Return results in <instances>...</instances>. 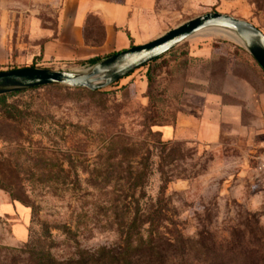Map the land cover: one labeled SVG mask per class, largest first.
<instances>
[{"label":"rangeland","instance_id":"obj_1","mask_svg":"<svg viewBox=\"0 0 264 264\" xmlns=\"http://www.w3.org/2000/svg\"><path fill=\"white\" fill-rule=\"evenodd\" d=\"M80 1L92 44L106 25L135 46L208 12L264 34V0ZM65 2L0 0V71L90 66L41 61ZM99 89L45 85L0 104V264L66 262L138 236L164 264H264V72L245 47L199 33ZM182 109H207L217 135L164 139Z\"/></svg>","mask_w":264,"mask_h":264},{"label":"water","instance_id":"obj_2","mask_svg":"<svg viewBox=\"0 0 264 264\" xmlns=\"http://www.w3.org/2000/svg\"><path fill=\"white\" fill-rule=\"evenodd\" d=\"M204 30L236 35L264 72V34L246 20L219 12H208L187 20L148 42L100 59L83 71L49 67H22L0 71V95L53 84L97 90L117 82Z\"/></svg>","mask_w":264,"mask_h":264},{"label":"crops","instance_id":"obj_3","mask_svg":"<svg viewBox=\"0 0 264 264\" xmlns=\"http://www.w3.org/2000/svg\"><path fill=\"white\" fill-rule=\"evenodd\" d=\"M70 1H73L72 5L65 2L60 9L54 36L44 39L39 46L43 64L81 62L90 65L95 58L103 59L132 45L129 31L127 29L116 31L112 25H106L104 39L100 44L90 43L85 37L82 25L83 3L80 0ZM207 112V109L197 112L179 110L172 124L159 127V131L164 139L170 135L171 139L179 141H199L206 132L210 137L213 132L216 136L218 124L207 118Z\"/></svg>","mask_w":264,"mask_h":264},{"label":"trees","instance_id":"obj_4","mask_svg":"<svg viewBox=\"0 0 264 264\" xmlns=\"http://www.w3.org/2000/svg\"><path fill=\"white\" fill-rule=\"evenodd\" d=\"M159 58L161 57H158L151 62H155ZM99 60L100 58H95L94 60L90 62V65L94 64L95 62ZM29 67H36V66L30 65ZM12 69H15V68H12ZM130 74L131 73H129L128 75ZM147 79L148 81L150 80L149 76ZM120 80H118L117 82L113 84L108 85L104 89H99V90L106 91L108 89H111L112 87H115ZM17 91L7 93V94H1L0 104L4 105L6 103L7 97L9 95L16 93ZM164 190H165V185H162L160 188V193H163ZM10 196H12L14 200L20 201L22 204H25L24 201H22L21 199H18L12 193H10ZM146 218L148 220V223L152 225L153 222H155L156 220L160 218H164V215L160 213V210L156 209V210L148 212L146 215ZM143 243L144 242L142 238L138 236V238L136 239L135 245L134 243H131L129 239L128 240L126 239L124 245L120 246L117 249L101 247L94 251L85 250L82 252V254L78 256L77 259H70L66 262H56V264H164L165 256H161L160 251H157L154 245L150 243L149 245H146V244L143 245ZM167 246L170 247L171 244L168 243ZM158 247H160L161 251L163 250L165 252H168L169 250L168 248L165 249L164 247H162L161 244ZM171 251H173L172 248H171ZM37 264H42L39 259H38Z\"/></svg>","mask_w":264,"mask_h":264},{"label":"bare ground","instance_id":"obj_5","mask_svg":"<svg viewBox=\"0 0 264 264\" xmlns=\"http://www.w3.org/2000/svg\"><path fill=\"white\" fill-rule=\"evenodd\" d=\"M200 33H204V34H209V35H218L221 37H225L231 41H234L240 45H243V42L234 34H230V33H223L221 31H217V30H204Z\"/></svg>","mask_w":264,"mask_h":264},{"label":"built area","instance_id":"obj_6","mask_svg":"<svg viewBox=\"0 0 264 264\" xmlns=\"http://www.w3.org/2000/svg\"><path fill=\"white\" fill-rule=\"evenodd\" d=\"M256 169L264 178V154L257 159Z\"/></svg>","mask_w":264,"mask_h":264}]
</instances>
